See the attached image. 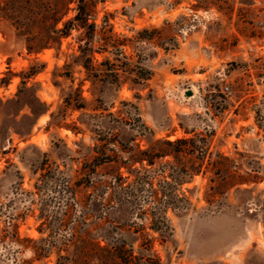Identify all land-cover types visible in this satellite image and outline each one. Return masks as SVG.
Instances as JSON below:
<instances>
[{"label":"rangeland","instance_id":"374dc122","mask_svg":"<svg viewBox=\"0 0 264 264\" xmlns=\"http://www.w3.org/2000/svg\"><path fill=\"white\" fill-rule=\"evenodd\" d=\"M31 1L0 9V264H264V0H69L52 41Z\"/></svg>","mask_w":264,"mask_h":264},{"label":"trees","instance_id":"16d2710c","mask_svg":"<svg viewBox=\"0 0 264 264\" xmlns=\"http://www.w3.org/2000/svg\"><path fill=\"white\" fill-rule=\"evenodd\" d=\"M40 1V0H39ZM48 3L49 6H47V17L50 20V22H46L47 25H52V28H48L49 30H47L48 32V36L49 39L52 41L53 39H55V36H59L60 37H64L66 36L69 31L71 30V28L64 26L63 28H58V24L61 22L62 17L64 16V12L67 10L68 8V4H69V0H47L46 1ZM32 1L31 0H3L2 2H0V9L2 12V16L4 17V15H6L7 20H10L11 22L15 23L17 26L21 25V20L24 18V13L26 12L25 7L27 9V6L29 4H31ZM4 12V14H3ZM2 17V18H3ZM45 23V24H46ZM111 38V37H110ZM110 41V40H109ZM107 44L105 45H109L110 42H106ZM102 48H99V51L103 52V49H105L106 46H101ZM106 51V50H104ZM85 69L87 70V72L89 71L93 77L95 78H99L100 77V72L94 68L93 66L89 65V66H85ZM114 77L116 79V81H118V76L114 74ZM149 77V73L145 72V74L140 75V79L142 80H147ZM167 145H171V143H166ZM161 157V155L159 156ZM142 161V160H140ZM144 161V160H143ZM148 165H152L153 164V159L151 160H145ZM152 178L148 173H142L140 175L136 174L135 178H134V182L136 183H145L148 184L150 186V189H152ZM212 190V188L210 189ZM151 193L155 196L157 195V193L155 191H151ZM124 259V258H123ZM125 264H131L130 262H124Z\"/></svg>","mask_w":264,"mask_h":264},{"label":"water","instance_id":"95a60500","mask_svg":"<svg viewBox=\"0 0 264 264\" xmlns=\"http://www.w3.org/2000/svg\"><path fill=\"white\" fill-rule=\"evenodd\" d=\"M190 94L188 93V96H189Z\"/></svg>","mask_w":264,"mask_h":264}]
</instances>
